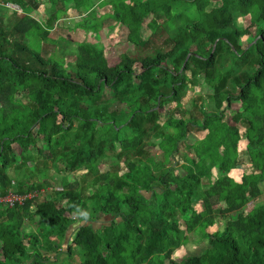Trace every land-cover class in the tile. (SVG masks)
I'll return each instance as SVG.
<instances>
[{
    "label": "trees",
    "instance_id": "trees-1",
    "mask_svg": "<svg viewBox=\"0 0 264 264\" xmlns=\"http://www.w3.org/2000/svg\"><path fill=\"white\" fill-rule=\"evenodd\" d=\"M6 1L22 9L39 3ZM49 1L54 22L109 6L93 26L77 25L91 35L105 20L119 22L131 44L145 45L142 24L155 33L161 15L178 39L155 55L122 53L115 64L102 47L70 43L67 68L40 52L47 21L29 13L1 20L0 196L40 191L52 172L81 181L57 190L64 205L41 197L0 203V264H167L158 257L200 238L209 245L176 264H264V205L245 209L264 185V0ZM235 14L255 29L236 26ZM201 84L213 93L197 91ZM234 102L231 124L224 110ZM193 130L206 134L190 143ZM156 145L165 160L152 154ZM240 165L256 172L238 181L229 172ZM234 212L222 233L209 231Z\"/></svg>",
    "mask_w": 264,
    "mask_h": 264
},
{
    "label": "rangeland",
    "instance_id": "rangeland-1",
    "mask_svg": "<svg viewBox=\"0 0 264 264\" xmlns=\"http://www.w3.org/2000/svg\"><path fill=\"white\" fill-rule=\"evenodd\" d=\"M36 1L39 2L37 4V9L33 8L32 6L31 7L27 6L25 9H22L21 7L15 6V4L13 3H8L6 0H0V24L3 18H5L6 21L9 20L13 21V19H19L25 13H29L34 16H37L43 22L47 21L48 23L46 26L50 27L51 33L41 43L40 52L46 59H50V60L54 59L57 56L62 57L64 59V62H66L67 68H69L70 62L74 60V53L76 50V46L70 43L77 44L80 41H84L87 43H91L94 46L102 47L105 56L108 58L109 63L115 64L119 61L120 59L119 55L122 53H126L127 55H130L133 58L139 59L147 55H155L157 50H162V51L166 50L167 42H170L169 40L178 39V36L175 35V33L172 30H170L166 25H164V17L161 15L157 17L159 26L157 27L155 33H151V31L148 29L146 25L147 20L142 24L141 34L144 38L148 39L145 45L131 44L127 39V35H128L127 27L119 22L105 20L102 27L99 28V30L96 33L92 35L90 33L89 35V31H88L87 32L88 34L87 33L84 34L82 31L83 28L81 26L77 28L76 22L81 21L82 24L88 27L93 26L94 24L97 23V19H99L100 15L105 13L109 9V6H102L100 8L98 7L97 10L93 8L91 12L85 14L86 16L84 18L78 17V20L75 23L74 20H64V21L58 20L54 22L52 21V18H49L50 10L52 9L51 7L52 3L49 0H36ZM211 4L212 6H216L219 4V2L218 0H213ZM12 9H16L17 12L15 11L13 12ZM56 23L59 26H57ZM234 24L236 26L242 27L245 31H249L250 28L255 29L249 16H241L239 14H235ZM5 26L6 27L4 28H6L7 30L13 29L12 22L5 24ZM251 39L252 37H249L247 36V34H245L241 38L242 40L241 42H243L244 45H247ZM229 89L235 91L236 87L229 86ZM197 91L207 94L213 93V89L206 86L205 84H201L199 87H197ZM24 95L25 93L21 92L18 94V98L21 99ZM174 105L175 103L171 102L164 108L162 113L166 115L168 109ZM205 107L208 110H216L213 101H207L205 103ZM238 108H240L239 102H234L231 106L225 108L224 110L226 113L225 119L229 123L234 124L232 117L234 115L235 110H237ZM193 131H191L188 135V142L190 143L204 138L206 134L205 131H200V130H193ZM153 141L158 142L159 140L153 139ZM152 154L158 160L161 161L165 160L164 152L160 149L155 148V146L154 148L152 147ZM173 161L174 160H171L168 166L174 165L176 167V171H179L180 173H184L185 170L183 169V167L181 165L176 166ZM44 164L45 166H47V168H50L51 166V163L49 161H43L39 163V165H44ZM31 168L34 169V164H31ZM125 171H127V168L122 166L121 164V170L119 173L122 174ZM215 172L219 174V171L216 168H215ZM249 172H256V169L253 167V165H240L237 168L232 169L229 174L232 177H234L236 180L240 181L242 177ZM49 177L51 179L47 178L44 181L45 183L44 188L38 192L40 194L39 197L48 200H57L62 205L66 204L67 200L63 196H58L57 195L58 191L62 189H67L68 188L67 185H72L81 181L79 176H74L70 174L62 175L56 172H52L51 174H49ZM88 186L90 185H87V187ZM104 187L109 188L110 185L106 183ZM143 188L145 189L143 192L148 197H150L151 191H149L145 187ZM198 192L200 193L201 189H199ZM199 198L200 197H197V199L193 202L195 207L198 209L202 207L201 200H199ZM258 205H264V185L262 186V195L254 202L251 201L245 207V209L248 211L252 207ZM128 212L132 213V210H128ZM236 217H237L236 212L228 215H219L217 217L216 223L210 226L208 229L211 233L220 234L222 233L226 222L229 219H234ZM36 220H38L37 217ZM32 225L35 230L36 224L33 223ZM98 226L99 225L97 224L96 227ZM41 238H43L42 235ZM70 238L67 241V244H69ZM208 245H209V241L207 238H200L198 242L195 243L189 242L187 244H183L179 248L170 249L167 254L160 255L158 259L161 261H165L167 264H176L184 260L190 254L196 253L201 247H205Z\"/></svg>",
    "mask_w": 264,
    "mask_h": 264
},
{
    "label": "built area",
    "instance_id": "built-area-1",
    "mask_svg": "<svg viewBox=\"0 0 264 264\" xmlns=\"http://www.w3.org/2000/svg\"><path fill=\"white\" fill-rule=\"evenodd\" d=\"M39 191L27 194V195H21L15 192H9L6 195L0 196V203L4 204L6 207H12L16 204H19V206L23 205L27 199L39 197L40 194Z\"/></svg>",
    "mask_w": 264,
    "mask_h": 264
},
{
    "label": "crops",
    "instance_id": "crops-1",
    "mask_svg": "<svg viewBox=\"0 0 264 264\" xmlns=\"http://www.w3.org/2000/svg\"><path fill=\"white\" fill-rule=\"evenodd\" d=\"M96 10H97V8H95ZM91 12V11H90ZM81 17V16H80ZM85 17V15L84 16H82L81 18H84ZM64 20H74V23L78 20V17H76V18H67V19H63V21ZM77 24L76 25H78L79 23H81V21H78V22H76ZM82 24V23H81ZM77 28H78V26H77ZM74 29H75V27H74ZM73 29V30H74ZM83 31V30H82ZM88 31H83V33L84 34H86ZM88 34V33H87ZM89 35H90V32H89ZM230 173V172H229ZM35 221H38V220H36V218L34 219Z\"/></svg>",
    "mask_w": 264,
    "mask_h": 264
},
{
    "label": "water",
    "instance_id": "water-1",
    "mask_svg": "<svg viewBox=\"0 0 264 264\" xmlns=\"http://www.w3.org/2000/svg\"><path fill=\"white\" fill-rule=\"evenodd\" d=\"M15 6L19 7L18 5H15ZM155 148L160 149V146L156 145Z\"/></svg>",
    "mask_w": 264,
    "mask_h": 264
}]
</instances>
